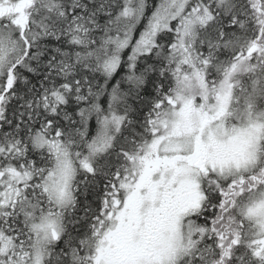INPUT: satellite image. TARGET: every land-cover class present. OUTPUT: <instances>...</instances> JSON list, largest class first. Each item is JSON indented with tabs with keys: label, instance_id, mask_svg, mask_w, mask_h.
Listing matches in <instances>:
<instances>
[{
	"label": "snow or ice",
	"instance_id": "snow-or-ice-1",
	"mask_svg": "<svg viewBox=\"0 0 264 264\" xmlns=\"http://www.w3.org/2000/svg\"><path fill=\"white\" fill-rule=\"evenodd\" d=\"M0 264H264V0H0Z\"/></svg>",
	"mask_w": 264,
	"mask_h": 264
}]
</instances>
